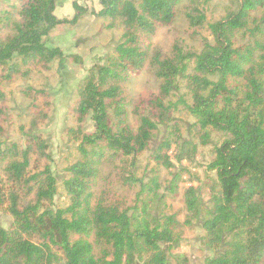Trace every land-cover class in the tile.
<instances>
[{
	"label": "trees",
	"instance_id": "trees-1",
	"mask_svg": "<svg viewBox=\"0 0 264 264\" xmlns=\"http://www.w3.org/2000/svg\"><path fill=\"white\" fill-rule=\"evenodd\" d=\"M184 1L100 0L96 15L119 22L122 35L114 56L79 82L70 106L76 127L67 135L78 144L81 157L63 182L69 198L65 209L53 208L57 181L47 143L38 132L46 114L36 104L48 101V95L22 90L32 98L24 143L0 141V208L13 219L7 230L0 225V264H137L142 254L144 264H173L168 253L177 238L171 219L139 222L113 202L99 199L94 204L90 190L101 166L134 159L149 147L156 124L171 122L175 108L163 101L173 94L178 78L184 79L191 98L187 110L196 123L227 136L207 166L216 174L218 191L202 225L205 245L214 252L204 264H264V56L256 58L252 49L234 42L249 24L264 34V0H238L235 13L209 25L211 40L203 38L200 51L185 52L175 44L171 57H164L153 49L152 38L174 22ZM188 1L187 21L191 30H199L206 22L204 13L198 0ZM56 2L0 0L3 80L27 78L62 59L59 49L43 43L61 23L54 15ZM72 7L74 20L84 14L76 2ZM191 59L189 71L186 62ZM149 60L160 82L159 97L149 101L157 119L141 117L134 130L127 119L128 83ZM87 122L91 131L84 127ZM162 147L168 150V141ZM187 192L189 209L197 212V197L193 190ZM91 234L109 246L110 261L95 256Z\"/></svg>",
	"mask_w": 264,
	"mask_h": 264
},
{
	"label": "rangeland",
	"instance_id": "rangeland-1",
	"mask_svg": "<svg viewBox=\"0 0 264 264\" xmlns=\"http://www.w3.org/2000/svg\"><path fill=\"white\" fill-rule=\"evenodd\" d=\"M54 15L61 21L44 39L49 49H59L61 60H54L47 70L32 73L27 78L16 77L11 81L0 76V141L6 144L24 143V133L29 129V115L32 98L22 90L26 88L44 90L48 101L38 100L36 104L46 119L38 132L44 138L51 154V171L57 181V195L54 209H65L69 198L63 188L68 169L80 160L78 144L67 135L76 127L70 113V106L76 99L79 82L97 65H103L114 56V50L122 35L119 22L98 17L100 0H56ZM137 3L138 0H131ZM80 5L84 14L74 20L72 4ZM206 22L199 30H191L186 14L191 6L186 0L179 5L176 18L170 26L157 30L152 38L153 49L162 56L171 57L175 44L185 52H198L203 38L211 40L209 25L224 19L238 9V0H198ZM236 47L250 48L255 57L264 56V34L256 32L253 24L248 30L238 33L234 39ZM263 60V59H262ZM189 71L193 60L186 62ZM131 105L128 108V124L137 129L141 117L156 121L157 110L149 101L159 97L160 82L154 74L150 60L128 83ZM241 96V94H240ZM172 103L171 122L156 124V130L146 151L134 159H116L99 168L91 187L94 204L102 199L113 202L121 211H127L138 221L163 222L171 219L177 238V246L168 253L173 264H204L214 252L205 245L203 221L208 218L212 197L217 193L215 172L207 166L214 156V148L222 144L227 136L211 129H202L188 112L191 98L183 78H178L173 94L164 99ZM30 111V112H29ZM47 112V113H46ZM84 127L91 131L87 122ZM169 143L167 150L161 148ZM193 190L199 207L192 212L188 205V192ZM12 217L0 208V225L9 229ZM152 225V224H151ZM97 258L110 261V248L88 237ZM166 247V246H165ZM168 251V250H167ZM144 254L137 257V264H144Z\"/></svg>",
	"mask_w": 264,
	"mask_h": 264
},
{
	"label": "crops",
	"instance_id": "crops-1",
	"mask_svg": "<svg viewBox=\"0 0 264 264\" xmlns=\"http://www.w3.org/2000/svg\"><path fill=\"white\" fill-rule=\"evenodd\" d=\"M55 12V11H54Z\"/></svg>",
	"mask_w": 264,
	"mask_h": 264
}]
</instances>
